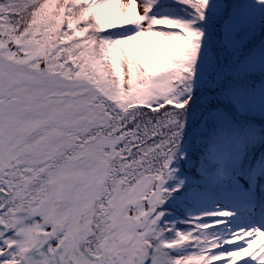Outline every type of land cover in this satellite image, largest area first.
<instances>
[{
  "label": "snow or ice",
  "instance_id": "obj_1",
  "mask_svg": "<svg viewBox=\"0 0 264 264\" xmlns=\"http://www.w3.org/2000/svg\"><path fill=\"white\" fill-rule=\"evenodd\" d=\"M261 237L264 0H0V264H264Z\"/></svg>",
  "mask_w": 264,
  "mask_h": 264
},
{
  "label": "rangeland",
  "instance_id": "obj_2",
  "mask_svg": "<svg viewBox=\"0 0 264 264\" xmlns=\"http://www.w3.org/2000/svg\"><path fill=\"white\" fill-rule=\"evenodd\" d=\"M262 241H264V237H261L259 240H257L256 244H254L253 247L256 248Z\"/></svg>",
  "mask_w": 264,
  "mask_h": 264
}]
</instances>
